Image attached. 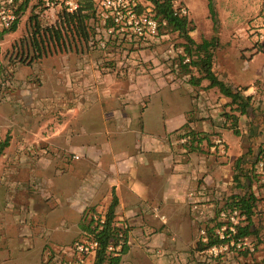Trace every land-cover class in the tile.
I'll list each match as a JSON object with an SVG mask.
<instances>
[{
  "label": "crops",
  "instance_id": "obj_1",
  "mask_svg": "<svg viewBox=\"0 0 264 264\" xmlns=\"http://www.w3.org/2000/svg\"><path fill=\"white\" fill-rule=\"evenodd\" d=\"M131 47L145 50L117 54L132 67L116 73L81 65L88 55L55 57L52 68L37 70L41 85L15 82L10 102L0 104V124L9 133L0 157V264H27L35 245L77 234L87 211L105 212L113 194L119 199L117 226L128 236L121 264L258 263L257 255L211 259L196 250L200 228L216 222L217 205L248 191L264 194L247 177L264 149L256 78L236 82L222 58L214 64L220 81L251 98L241 115L208 80L194 85L189 74L145 68L158 60L153 45ZM255 53H248L251 65L264 51ZM186 132L207 138L186 149L178 142ZM215 138L223 140L225 155L214 151ZM68 213L77 215L72 225ZM60 247L66 246L53 253Z\"/></svg>",
  "mask_w": 264,
  "mask_h": 264
},
{
  "label": "rangeland",
  "instance_id": "obj_2",
  "mask_svg": "<svg viewBox=\"0 0 264 264\" xmlns=\"http://www.w3.org/2000/svg\"><path fill=\"white\" fill-rule=\"evenodd\" d=\"M262 4L263 0H213L215 17L211 15L209 0H176L174 2V9L179 12L182 10L186 11L185 16L188 18L190 22L189 27L192 29L190 36L197 43H202L204 40H212L214 42L212 49L214 54L213 68L214 64L219 61V58H222L228 64V67L231 66V68L234 69L232 75L235 76L234 79L236 82L247 83L256 78L255 87L258 88L257 94L259 95L257 99L264 102V53L257 57L258 60L256 64L253 65L249 64L253 55L248 54L252 51H255V54L262 52L254 46L251 47L254 43L249 35V25L262 8ZM60 11V8L50 10L45 8L38 1H32L29 8L20 17L17 31L5 34L0 40V61L5 70L7 72L12 70L15 78L16 75L18 76L16 82L26 80L30 89H35L37 86L41 85L40 79L37 76V70L52 68L55 63V57L61 58L65 53H69V51L55 53L50 49L47 56H44L39 60H32L31 58L34 55V49L31 47L30 41L34 30L32 28L33 23H31V18L38 19L41 25L46 28L56 24ZM184 44V38L178 33L169 32L164 34L163 38H159V40L151 43L156 49L155 53H157V55L155 57L158 60L156 59L157 61H155V59L152 58L149 62L147 61L145 63L146 66L144 67L147 69L159 68L169 70V72L179 71V75L189 74L187 79L191 84H194L193 82H195L197 78H200L201 75L195 67H186V64H189L190 59L184 52ZM152 48L153 47H149L147 49H151L150 51L153 52ZM76 49L77 51L75 50V46L72 47L71 53L79 56L88 55L89 57L88 61H81V65L90 63L95 70L105 69V71L109 70L114 73L122 72L132 67L130 62L116 59L117 56H122L123 54L127 56L132 52L145 50H135L134 47L125 45L118 46L116 42H113L110 45V50L108 49L107 51L96 47L87 48L80 44H76ZM112 53L114 56L110 57L109 54ZM67 61L66 58H63L65 68L68 63ZM192 78L195 79L192 80ZM9 102L5 101L0 104H6ZM5 106L6 105L2 107L4 108ZM0 116L2 117L5 115L1 113ZM8 134L9 133L5 130L4 125L0 124L1 143L8 137ZM237 135L238 134L234 135V140L239 139ZM230 149L232 150L231 153L234 154L233 147H230ZM246 167H248V165ZM247 177L250 178L253 184H257L256 186L258 190L264 188L263 184H259V180L255 178L252 179V176L249 175H247ZM29 189L33 191L32 187H29ZM246 195H249V191ZM46 198L49 200L51 199V197ZM256 198L258 199V204L255 210L254 223L258 232H261L264 236V194L259 193ZM222 206L223 204L217 205L215 212L217 213ZM105 212L101 213L90 208L80 222L77 234L73 235V231L69 233H60L57 235L60 237L56 238L57 240H44L43 243L41 242L39 245H35V249L33 251L31 249L30 252H28L27 259L29 261L27 264H57V255L53 253L52 248L71 245L72 243L88 236V231L83 227L89 226L91 222L95 225L94 217H102L105 215ZM68 216L70 218L69 221L72 222L69 224L72 225L76 220L77 215L74 213H68ZM216 224L217 219L216 222L215 220H212L204 224L202 227H206L208 230L213 228ZM120 228L122 230L120 239L122 240L123 234L124 232H127V229L124 227ZM252 239L257 248L256 253H239V256L257 255V264H259V262L264 264V247L262 249L260 248L261 245L264 246V237L262 240L255 237ZM119 244L123 245V241ZM260 257L263 259L259 260Z\"/></svg>",
  "mask_w": 264,
  "mask_h": 264
},
{
  "label": "trees",
  "instance_id": "obj_3",
  "mask_svg": "<svg viewBox=\"0 0 264 264\" xmlns=\"http://www.w3.org/2000/svg\"><path fill=\"white\" fill-rule=\"evenodd\" d=\"M32 1H38L44 6L42 0H17L18 20L10 30L0 33V40L5 34L17 31L20 17L26 12ZM143 1L152 8V14H154L155 19L159 22L160 37L163 38L164 34L175 32L184 38V52L190 59V62L189 64H186V67H195L201 75L200 78H197L193 83L198 85L203 80H208L210 82L209 87L218 88L223 95L231 98L232 104L238 106L237 110L241 115L247 113L251 98L243 97L241 91L232 90L231 87L218 79L213 71L214 54L212 49L214 42L212 40H204L202 43H197L190 36L192 29L189 27L190 22L188 18L180 15L179 12L174 9V2L176 0ZM78 4V10L73 13L69 12L65 7H61L58 21L53 26L44 28L38 19L31 18V23H33L32 28L34 30L30 41L31 47L34 49V55L31 58L32 60H39L44 56H47L50 49L55 53L66 52L71 51V48L75 46V50L77 51L76 44L88 48L90 41L96 40L98 31L96 27L97 23L94 24V22L97 21V2L95 0H78ZM209 7L211 15L215 17L213 0H209ZM141 9L144 8L141 7ZM131 46L133 45H130V47ZM109 48L110 45L106 51ZM194 79L195 78H192V80ZM233 119V129H235L236 134H239V131L236 130V127H238V118L235 117ZM198 135L199 134L194 132H186L179 135V139L184 136H191V141L184 146L186 149H191L196 143L207 138H201ZM8 146L9 137L0 143V157ZM257 204L258 199L253 193H249V195L242 197L232 195L225 200L222 208L217 211V216L219 212L224 209L238 208L242 210L247 215V225L240 231V234L258 238L259 232L254 223ZM118 208L119 199L116 194H113L112 201L105 212V215L102 216L105 219L103 226H99V224L94 225L91 222L89 226L83 227L99 244L93 264H121L122 256L128 252L127 232H124L123 239L121 240L122 230L116 223ZM213 229L214 228H210L207 230V243H202L201 241L197 243V251H206L213 245L219 243L213 235ZM121 241H123V245L121 246L119 253L109 251L111 245L117 247Z\"/></svg>",
  "mask_w": 264,
  "mask_h": 264
},
{
  "label": "built area",
  "instance_id": "obj_4",
  "mask_svg": "<svg viewBox=\"0 0 264 264\" xmlns=\"http://www.w3.org/2000/svg\"><path fill=\"white\" fill-rule=\"evenodd\" d=\"M44 6L50 10L65 7L71 13L79 8L78 0H42ZM98 5L96 40L89 43V48L106 50L116 42L118 46L133 45L146 46L162 38L159 36V22L152 14V8L143 0H95ZM144 8V9H141ZM17 0H0V33L10 30L17 22ZM179 12L178 10H176ZM185 16L186 11L179 12ZM249 35L254 47L264 51V0L262 8L249 25ZM16 78L14 72H7L0 61V103L9 100L10 90L14 87ZM191 141V136H184L178 142L184 147ZM1 143V139H0ZM214 151L225 155V144L221 138L214 139ZM78 158V157H76ZM248 175L259 180L264 185V149L256 156L248 170ZM256 184V183H255ZM189 197L195 201L196 192ZM194 210L198 209L193 202ZM95 225L103 226L104 217H94ZM247 225V215L238 208L221 210L217 216V225L213 228V235L219 241L205 251L211 259L221 256L248 252L256 253L254 240L250 236L241 235L240 231ZM101 228V227H100ZM203 243L208 242L207 228L199 230ZM122 245L110 246L109 251L119 253ZM99 244L91 234L80 239L70 246L60 247L54 253L57 255V264H93Z\"/></svg>",
  "mask_w": 264,
  "mask_h": 264
}]
</instances>
